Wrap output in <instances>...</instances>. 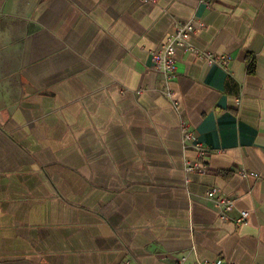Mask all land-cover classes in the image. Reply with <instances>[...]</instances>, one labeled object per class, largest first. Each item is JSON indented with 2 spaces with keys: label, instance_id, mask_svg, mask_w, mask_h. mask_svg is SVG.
Segmentation results:
<instances>
[{
  "label": "crops",
  "instance_id": "0c3cea01",
  "mask_svg": "<svg viewBox=\"0 0 264 264\" xmlns=\"http://www.w3.org/2000/svg\"><path fill=\"white\" fill-rule=\"evenodd\" d=\"M212 1L0 0V264H264V0ZM193 15L231 73L178 50V111L152 57Z\"/></svg>",
  "mask_w": 264,
  "mask_h": 264
},
{
  "label": "built area",
  "instance_id": "2783aa9c",
  "mask_svg": "<svg viewBox=\"0 0 264 264\" xmlns=\"http://www.w3.org/2000/svg\"><path fill=\"white\" fill-rule=\"evenodd\" d=\"M141 1L156 2V0ZM198 1L200 6L205 5L207 7H211L213 4L212 0ZM204 27L205 23L203 21H200L195 15H193V17L186 22H177L174 28V33L162 45V47H160V49L153 52L152 67L156 72L163 75V81L165 85L163 87V92L169 98L174 108L178 111L180 110V106L177 98H175V92L173 88H171V83L176 76V53L178 50L182 49L185 51H192L200 57L204 56L206 59H208L210 64L220 65L225 69L227 73H231L230 67L232 59L227 54L201 50L191 42V36L194 33L202 30V28ZM180 131H182L181 144L183 146L184 151L187 152L191 149H194L196 151V158L192 160L187 158L185 159L184 173L187 176V182H189V176L190 174H193V172H207L208 166L205 163V157L209 152V147L197 139L195 131L192 129L190 124L184 119H182L180 123ZM244 174L245 176H247V173ZM205 198L215 203L218 209V214L222 220L232 219L230 215L235 208V201L231 197L225 195L219 187H211L207 191ZM239 215L240 216L233 220L234 223L237 225L244 223L250 217L249 212L244 210L241 211ZM187 259L188 255L182 256L179 264H184L185 262H187ZM196 260L197 264H238L236 262H231L222 258L210 260Z\"/></svg>",
  "mask_w": 264,
  "mask_h": 264
}]
</instances>
